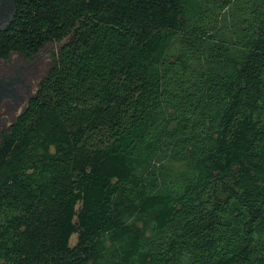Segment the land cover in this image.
<instances>
[{"label": "trees", "instance_id": "obj_1", "mask_svg": "<svg viewBox=\"0 0 264 264\" xmlns=\"http://www.w3.org/2000/svg\"><path fill=\"white\" fill-rule=\"evenodd\" d=\"M14 1L0 264H264V0Z\"/></svg>", "mask_w": 264, "mask_h": 264}, {"label": "flooded vegetation", "instance_id": "obj_2", "mask_svg": "<svg viewBox=\"0 0 264 264\" xmlns=\"http://www.w3.org/2000/svg\"><path fill=\"white\" fill-rule=\"evenodd\" d=\"M15 11L14 0H0V32L8 27ZM39 57L40 51L31 57L17 52L0 57V134L37 96L39 83L48 71L37 78L36 62Z\"/></svg>", "mask_w": 264, "mask_h": 264}, {"label": "rangeland", "instance_id": "obj_3", "mask_svg": "<svg viewBox=\"0 0 264 264\" xmlns=\"http://www.w3.org/2000/svg\"><path fill=\"white\" fill-rule=\"evenodd\" d=\"M65 41V39H62L61 41H56L53 43H49L47 45H45V47L40 50V57L37 59L36 62V70H37V74H38V79L40 77H42L44 75V73L46 72V70H48V68L51 65V60H50V53L51 51H56L57 48L61 45V43H63ZM43 66V69H42ZM39 70V72H38ZM76 233H73L69 239V244L72 246L75 244L76 242Z\"/></svg>", "mask_w": 264, "mask_h": 264}]
</instances>
